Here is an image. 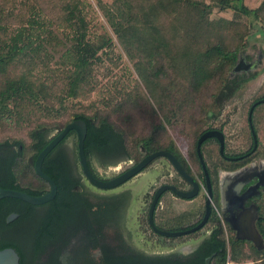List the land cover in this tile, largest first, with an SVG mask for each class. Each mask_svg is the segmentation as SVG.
<instances>
[{
    "label": "trees",
    "instance_id": "obj_1",
    "mask_svg": "<svg viewBox=\"0 0 264 264\" xmlns=\"http://www.w3.org/2000/svg\"><path fill=\"white\" fill-rule=\"evenodd\" d=\"M94 3L109 33L88 34L86 3L82 0H29L22 9L14 13L7 11L6 15L1 11L6 2L0 0L1 134L4 129L27 127V142L16 140L15 143L33 161L48 143L43 138L45 134L81 120L86 127L83 154L89 169L91 160L103 167L108 160L117 158L132 160L134 165L145 155L165 151L203 186L195 143L201 134L217 130L224 138L223 156L218 153L215 139H206L200 145L211 185V202L217 205V171L229 172L264 155L262 103L251 113L256 138L253 154L237 162L224 158L238 157L251 150L246 115L255 101L264 98V82L246 106L244 124L237 134L240 146L235 151H228L223 127L218 124L222 105L259 74L252 71L232 76L231 70L241 55L245 60L250 59L245 55L249 41L257 37L258 30L264 29V0L254 8L247 7L244 0H94ZM47 4L56 8L54 15ZM226 11L230 15L222 16ZM115 45L127 59L137 81L113 105L91 107L86 114L69 113L70 100L96 88V77L104 63L114 67L119 62L121 54L115 53ZM139 82H153L162 88L155 97L156 105L145 97ZM61 118L66 120L60 123L54 120ZM180 118L181 128L174 127L172 123ZM177 138L183 144V154L175 144ZM6 145L7 140L0 139V189L21 191L33 197L46 193L47 183L20 159L19 153L9 157L2 154ZM48 156L43 159L41 171L57 185L54 199L69 200L74 214L80 207L86 209V216L90 215L93 204L87 201L90 195L79 188L78 178L74 177L73 186L67 188L63 178H56L55 170L59 167ZM19 167L29 168V173L21 172ZM23 176L26 178L21 181ZM200 193L201 204L197 209L170 219L178 221L181 228L176 230L191 227V221L202 216L205 195L201 189ZM115 198L106 196L103 202L109 215L114 211ZM258 205L255 229L262 240L260 250L248 241L234 240L229 231L226 248L221 229L214 227L216 219L211 211L207 221L211 233L202 246L215 253L212 264H225L228 255L233 262L247 257L264 261V200ZM25 206L29 205L18 199H0V250L11 248L20 254L17 241L6 235L8 227L4 219L9 212L20 214Z\"/></svg>",
    "mask_w": 264,
    "mask_h": 264
},
{
    "label": "flooded vegetation",
    "instance_id": "obj_2",
    "mask_svg": "<svg viewBox=\"0 0 264 264\" xmlns=\"http://www.w3.org/2000/svg\"><path fill=\"white\" fill-rule=\"evenodd\" d=\"M60 131L53 130L45 134L43 138L49 142ZM68 133L49 151L48 159L59 167L57 172L55 170L56 178H63L67 188L73 186L74 177L78 178L79 188L90 195L87 201L93 204L90 208L91 214L86 216L88 214L85 213L86 209L80 207H77L76 214H74L69 200L54 199L57 185L51 179L55 185V194L51 200L40 205L26 203L29 206L23 207L20 214L9 212L5 216L4 223L8 227L6 235L16 240L19 246L20 254L14 251L18 256L17 264H206L207 260V264L213 263L215 253H210L205 246H202L211 233V230L207 229L208 220L199 230L174 238L159 236L147 225L148 206L158 187L172 185L178 190L189 189L172 169L171 173L161 175L142 198L137 197L135 186H128L132 178L114 189H97L82 175L76 155L75 135L73 132L69 135ZM5 140H7V145L2 154L9 157L11 154L19 153L20 159L33 170L34 160H31V155L24 154L22 146L15 143L16 140ZM249 152L238 157L224 158L230 162H237L253 154ZM125 161L128 160L110 159L109 163L103 167L91 160L92 170L87 168L94 178L109 180L130 166L108 178L101 176L97 169L103 170L104 173L105 170ZM42 163L43 160L41 167ZM19 169L26 173L30 170L23 167ZM221 173L224 174L222 177H220ZM216 177L218 216L215 214L214 227L221 229L225 247L228 248V231L236 240V230L242 221L246 224L252 222L255 229L258 219V203L264 200V155L247 161L229 172L218 170ZM25 178L21 177V181ZM219 185H221V191ZM167 194L170 193L167 191L161 193L155 203L153 225L156 229L163 231L188 229L176 230L181 228L177 224L178 221L170 219L186 211L191 213L196 206L192 205L188 210L182 209L181 202H178L176 206L174 202L165 198ZM106 196L116 197L114 211L111 215L106 213L103 204ZM194 198L185 201L191 203ZM177 200L184 201L176 198L175 201ZM49 202L51 203L47 204ZM98 203L100 207L97 209L96 204ZM140 218L144 225L141 224ZM195 219L191 221L193 222L191 227L195 226L201 217ZM207 252L208 254L205 255Z\"/></svg>",
    "mask_w": 264,
    "mask_h": 264
},
{
    "label": "rangeland",
    "instance_id": "obj_3",
    "mask_svg": "<svg viewBox=\"0 0 264 264\" xmlns=\"http://www.w3.org/2000/svg\"><path fill=\"white\" fill-rule=\"evenodd\" d=\"M82 1L86 3L84 8L86 19L88 21V34L90 36H96L103 33H109V29L107 28L101 14L95 6L94 0ZM260 1L261 0H244V3L247 7L254 8L260 3ZM5 2L6 6L3 7L4 10H1L4 12V15L7 14V11H9V13H14L17 9H22L23 5L29 2V0H5ZM46 7L50 11V14L54 15L56 8L51 4H47ZM221 15L224 17H228L230 14L226 11ZM212 17H216V15L212 14ZM256 36L257 37L249 41L250 47L246 49L245 55H248L250 59L245 60V56L241 55L233 66L231 70V75L234 76L237 74L252 71H258L259 74L254 80L249 81L236 97H234L230 102H227L222 105L218 116V124H221L223 127V131L225 133L227 141L226 143L228 151H235L240 146L238 144L240 137L237 138V134L239 133L244 124L246 106L251 100L256 97L257 92L259 91L260 87L263 85L264 82V29L258 30ZM115 47V53L121 54V59L119 60V62H116L117 64L114 67L108 62L104 63L103 68L99 70L98 75L96 77V80L98 82L96 88L93 90V92L86 94L83 97H78L74 100H70L67 107L69 113L82 112L86 114L90 112L91 107L102 108L113 105L118 101L120 95L129 90L133 86L134 81H137V77L130 64L128 63L127 59L121 53L119 47L116 45ZM139 85L145 97L151 102V104L156 105L157 102L155 101V97L161 93L162 88L155 85L153 82H146L145 84L139 82ZM43 120L51 121L52 119ZM54 120L55 122L60 123L64 122L66 118ZM32 121L34 122L35 120ZM182 123L183 119L180 118V120H178L177 122L174 121L172 124L175 125L174 127L181 128ZM26 130L27 127H23L22 129H4L2 131V134L0 132V139H14L21 141L25 144L27 142L25 133ZM176 140L175 144L179 151L183 154V144L181 142V139L177 138ZM132 162V160L125 161L122 164L111 167L109 170H105L104 173L101 169H97V171L101 176L108 178L131 166ZM154 165L166 166L168 165V163L164 158H157L153 160V162H151L144 169V171L149 170ZM201 197L202 194L200 193L196 198H194L191 203L179 201L181 202L180 207L182 209L188 210L193 205L194 207L196 206L197 209L198 206L201 204ZM214 205L217 208V205ZM141 224L144 225L142 220ZM225 264H264V261L261 259L256 260L252 257H247L242 261L233 262L229 259L228 255Z\"/></svg>",
    "mask_w": 264,
    "mask_h": 264
},
{
    "label": "water",
    "instance_id": "obj_4",
    "mask_svg": "<svg viewBox=\"0 0 264 264\" xmlns=\"http://www.w3.org/2000/svg\"><path fill=\"white\" fill-rule=\"evenodd\" d=\"M264 103V98L259 99L255 101L248 109L247 115H246V122L250 131V135L252 138V148L250 150V154L253 153V151L256 148V138L255 134L253 132L252 126H251V113L253 108L258 105ZM73 132L76 139V155L78 159V163L81 169V173L86 179V181L91 184L92 186L96 187L97 189L102 190H110L114 189L117 186L125 183L127 180L133 178L138 173H140L147 165H149L153 160L157 158H164L171 169L174 171V173L182 180L184 181L188 188L187 190H178L172 185H161L157 188V190L154 192L152 199L150 201V204L148 206L147 210V225L149 228L156 233L159 236L165 237V238H174L179 236H184L191 234L200 228L204 226L206 221L208 220V217L211 213V185L209 181V176L207 173V170L205 168V165L203 163V160L200 155V145L203 141L206 139H215L218 143V153L219 155L223 156V135L220 131L217 130H211L207 131L203 134H201L195 143V154L198 160V163L201 168V172L203 175V186H201L197 181L193 180L179 165L177 160L169 153L165 151H156L153 153H150L148 155H145L142 159H140L139 162L136 164L130 166L128 169H126L124 172L119 174L118 176L109 179V180H98L94 178L85 162L84 154H83V140L86 133V127L83 121L81 120H74L68 124H66L61 131L52 139L50 140L36 155L34 162H33V171L37 177H39L41 180H43L45 183L49 186V191L42 195L37 197L28 196L24 193L13 191V190H6V189H0V199L2 198H13L18 199L20 201H23L25 203L31 204V205H40L48 202L51 200L55 194V185L53 181L48 178L43 172L41 171V162L43 158L49 153V151L68 133ZM229 160H235V159H229ZM232 174V173H231ZM221 179V178H220ZM219 182V181H218ZM204 190L205 199L203 202V213L201 216V219L199 222L188 229L180 230V231H163L156 229L153 225V211L155 207V203L159 197V195L163 192H169L172 194L175 198L182 199V200H190L197 196L199 189ZM219 189L221 191V185H219ZM236 230V229H235ZM236 240H245L252 244V246L260 250L262 248V240L259 237L258 233L253 228L252 222L250 224H246L242 221L240 224V227L236 230L235 235ZM208 260L206 261L207 264ZM18 263V256L11 248H4L0 250V264H17Z\"/></svg>",
    "mask_w": 264,
    "mask_h": 264
},
{
    "label": "crops",
    "instance_id": "obj_5",
    "mask_svg": "<svg viewBox=\"0 0 264 264\" xmlns=\"http://www.w3.org/2000/svg\"><path fill=\"white\" fill-rule=\"evenodd\" d=\"M145 171L144 170L141 171L136 176H134L131 179V181H129L130 182V185H128V186H135L137 188L136 189V193H137V197L138 198H142L143 195L148 191V189L150 187H152L157 182L158 178L161 175H163V174L165 175V174H168V173H171L172 172L171 167L169 165H166V166H163V165H154L149 170H147L146 172ZM223 175L224 174H221L220 177H222ZM165 198L167 200H169L170 202H174V204L176 206L179 204L178 202L180 201V200L175 201L176 198L173 197L170 194H167L165 196ZM181 202H183V201H181ZM184 202H186V201L184 200Z\"/></svg>",
    "mask_w": 264,
    "mask_h": 264
},
{
    "label": "built area",
    "instance_id": "obj_6",
    "mask_svg": "<svg viewBox=\"0 0 264 264\" xmlns=\"http://www.w3.org/2000/svg\"><path fill=\"white\" fill-rule=\"evenodd\" d=\"M202 191L204 192L203 188ZM210 205H211V211H213V213L216 214V216H218V209L216 208V206L212 202H210Z\"/></svg>",
    "mask_w": 264,
    "mask_h": 264
}]
</instances>
